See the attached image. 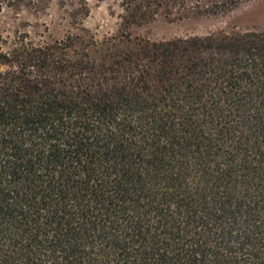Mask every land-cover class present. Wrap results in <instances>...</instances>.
Instances as JSON below:
<instances>
[{
  "label": "trees",
  "instance_id": "16d2710c",
  "mask_svg": "<svg viewBox=\"0 0 264 264\" xmlns=\"http://www.w3.org/2000/svg\"><path fill=\"white\" fill-rule=\"evenodd\" d=\"M251 0H117V28L0 36V264H264V28L151 40ZM50 0H0L40 12Z\"/></svg>",
  "mask_w": 264,
  "mask_h": 264
},
{
  "label": "rangeland",
  "instance_id": "374dc122",
  "mask_svg": "<svg viewBox=\"0 0 264 264\" xmlns=\"http://www.w3.org/2000/svg\"><path fill=\"white\" fill-rule=\"evenodd\" d=\"M117 0H50L47 9L35 12L29 9L0 11V36L3 47L22 35L34 41L62 38L74 32L72 14L81 4L87 3L90 14L83 25L98 37L111 34L117 28L119 7ZM264 28V0L246 1L234 10L217 16L201 18L167 19L158 16L142 26H135L132 33L151 40H165L176 36L203 35L221 29Z\"/></svg>",
  "mask_w": 264,
  "mask_h": 264
}]
</instances>
